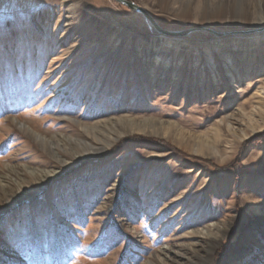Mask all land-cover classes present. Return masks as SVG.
<instances>
[{
  "label": "rangeland",
  "instance_id": "obj_1",
  "mask_svg": "<svg viewBox=\"0 0 264 264\" xmlns=\"http://www.w3.org/2000/svg\"><path fill=\"white\" fill-rule=\"evenodd\" d=\"M133 1L225 33L169 35L116 0H0V264H264V112L216 133L264 106V39L230 51L264 32V0ZM124 117L146 131L85 152L116 129L85 125Z\"/></svg>",
  "mask_w": 264,
  "mask_h": 264
},
{
  "label": "bare ground",
  "instance_id": "obj_2",
  "mask_svg": "<svg viewBox=\"0 0 264 264\" xmlns=\"http://www.w3.org/2000/svg\"><path fill=\"white\" fill-rule=\"evenodd\" d=\"M254 27H255L254 29H256V30L263 29L264 28V17L259 16L258 20H257V23H256V26H254ZM156 37L160 38L161 35H157ZM262 39H264V32H262V31H257V32H254L252 34L239 35V36H237L236 38L233 39V41H235V45H234L235 47H233L230 51L234 52V51L239 50V48H237L238 44H243V45L253 44L255 42L261 41ZM218 41H220V45H222V47L229 45L228 42L224 41L223 38H220ZM168 43L170 44V41H168ZM228 59L231 60V57H228ZM237 112L241 113V116L243 118L242 117H240V118H242V120L234 119V117L237 116ZM237 112L236 113H231V114L223 117L220 120L221 123H223L224 125H223V127H222L221 123L217 125V129H216L217 135L220 134L223 130L225 132H230V133H233V135H235L236 134V129H235L234 125L235 124H239V123L243 124V122H245L246 120H248V122H251V121L255 120L257 116L261 115L264 112V106L261 103L259 106L258 105L253 106L250 110L238 109ZM120 121H122V122H124L126 124V128L125 129L124 128L119 129V127L117 125V122H120ZM147 122H149V119L139 120V119H136V118H133V117H124V118H121V119H118V120L110 119V120H107V121H100V122L96 123L95 125H85L84 126L85 129H87V131L89 133L96 135L97 138L99 136H101L100 134L103 131H106V129L112 130L111 126H112L113 123H115V125H116L115 126L116 129L114 130V134L111 135V136H108L109 139L103 138V140H104V144L103 145H97V144H94V143H90L89 148H88L87 145L85 146V148H86L85 152L87 154H90L91 152L96 153V152L102 151L103 149H106L109 146H111V144L114 142V140H116L118 138V136H120L122 134L129 133V132H135V131H146ZM154 131L158 133V130H156V128H154ZM38 136H39V138L43 139L44 142L49 140L52 144H55V145H58V146H60L61 143H65L62 138H59L56 135L50 136L48 138V137L42 136L41 134L38 133ZM212 146L214 147V145H212ZM80 149H77V150H80ZM50 173L44 172V170H43L40 173L39 177H41L42 180H45L49 176L54 175V174H50ZM7 178L8 177H3L2 180H5L7 182ZM209 234L210 233H206V235H209ZM247 236H250V230L247 232Z\"/></svg>",
  "mask_w": 264,
  "mask_h": 264
},
{
  "label": "water",
  "instance_id": "obj_3",
  "mask_svg": "<svg viewBox=\"0 0 264 264\" xmlns=\"http://www.w3.org/2000/svg\"><path fill=\"white\" fill-rule=\"evenodd\" d=\"M126 6H128L130 9L142 13L143 16L145 17L147 23L150 26L155 27L158 31L169 34V35H173V36H187L190 35L194 32L197 31H208L211 32L213 34H217V35H221L224 34L225 32H221V31H216L214 29L208 28L206 26H200V27H193L190 29H185V30H168L165 29L163 27H161L157 21L155 20V18L141 5H139L138 3L134 2L133 0H116Z\"/></svg>",
  "mask_w": 264,
  "mask_h": 264
}]
</instances>
